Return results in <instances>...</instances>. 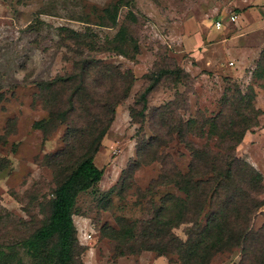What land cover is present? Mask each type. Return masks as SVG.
<instances>
[{"label": "rangeland", "instance_id": "rangeland-1", "mask_svg": "<svg viewBox=\"0 0 264 264\" xmlns=\"http://www.w3.org/2000/svg\"><path fill=\"white\" fill-rule=\"evenodd\" d=\"M263 46L260 0H0V250L10 253L4 264H36L22 241L45 224L55 187L87 153L85 134L109 117L92 158L101 177L74 197L70 264H179L172 254L146 249L160 250L169 236L184 240L219 202L241 200L235 180L217 176L209 186L220 187L217 197L210 200L208 188L181 209L176 199L185 201L184 193L166 181L173 167L186 171L190 151L181 136L196 150L227 152L210 128L218 117L236 122L238 111L256 113L258 125L232 153L261 174L264 201ZM160 70L172 73L157 80L141 110L136 97ZM158 215L180 222L159 227ZM263 223L261 206L248 227ZM129 224V240L105 234ZM248 238L245 264H263L264 231L258 241ZM236 240L208 264L237 263Z\"/></svg>", "mask_w": 264, "mask_h": 264}, {"label": "trees", "instance_id": "trees-1", "mask_svg": "<svg viewBox=\"0 0 264 264\" xmlns=\"http://www.w3.org/2000/svg\"><path fill=\"white\" fill-rule=\"evenodd\" d=\"M263 52L264 46L260 50V54ZM178 71L181 70L177 68ZM166 72L172 73L167 70L158 71L152 80L153 82L145 85L137 95L136 101L140 104L141 110L146 107L147 95L157 80ZM124 89L126 90V86ZM240 112L238 111L239 117L236 122H226L224 118L218 117L216 122L210 124V128H214V132H220V134H217L219 132L213 134L218 137L222 147L225 144L226 153L217 152L218 154H212L211 151H207L205 148L200 151L196 150L191 141H184L181 136L179 140L185 142L190 151L186 171L181 172L173 167L174 170L168 175L166 181L184 193L185 201L180 198L176 199L181 203L179 205L181 209L189 205L187 200L196 192L203 193L205 189H208L214 177L217 176H220L223 180H235L238 189L243 190L241 194H238L241 196V200L236 198L230 202H219L220 204L211 210L204 225L197 232L190 233L189 229L185 231L186 238L184 240L169 236L166 238V242L160 246V250L155 249V244L149 245L146 250H156L158 255L172 254L179 264H208L209 258L214 252L237 245V238L242 256L234 264H245V254L249 250V245L252 244L250 242L251 238L248 237L251 236L254 242L258 241L264 231V223L256 230L251 231L248 227L249 220L258 208L264 207V201L258 198L261 192V174L254 167L248 165L246 161L235 157L232 153V149L241 141L244 133L250 131L248 129L251 127L258 125L256 113L253 110H251L253 114L251 117H246L244 113ZM109 120L110 117L98 130L91 127L85 134L83 149L87 153L82 155V159L75 168L69 171L65 179L55 187L45 224L38 227L22 241V247L36 264H70L71 246L74 239V226L71 219L74 197L77 192L90 188L101 177L102 171L94 166L92 158ZM43 122L42 120L36 121L33 125L36 128H41ZM208 156H210V159L213 157L212 159L215 160L212 161L211 159V162H207ZM207 164L210 168L208 171L206 169ZM210 175L212 176L210 177ZM222 182L220 181V185ZM219 188L217 185H213L211 189L209 188L210 200H213L215 195L217 197ZM163 209L162 207L159 208V210ZM179 222L178 216L163 221V218L158 215V221L155 223L159 227L171 228ZM123 226L125 225H121L118 229L108 228L105 234L112 240L131 239L133 237V226L129 224L126 228H121ZM51 240L54 243L50 248H47L46 245ZM129 252L133 253L134 250ZM124 254V250L119 249L118 255ZM9 260L10 253H4L0 250V264L7 263Z\"/></svg>", "mask_w": 264, "mask_h": 264}, {"label": "built area", "instance_id": "built-area-1", "mask_svg": "<svg viewBox=\"0 0 264 264\" xmlns=\"http://www.w3.org/2000/svg\"><path fill=\"white\" fill-rule=\"evenodd\" d=\"M229 20H230V22L234 21L235 15H230ZM213 26L215 29H219L222 26V23L219 20H215V22L213 23Z\"/></svg>", "mask_w": 264, "mask_h": 264}, {"label": "crops", "instance_id": "crops-1", "mask_svg": "<svg viewBox=\"0 0 264 264\" xmlns=\"http://www.w3.org/2000/svg\"><path fill=\"white\" fill-rule=\"evenodd\" d=\"M263 4H264V0H260ZM235 18H236V15H235Z\"/></svg>", "mask_w": 264, "mask_h": 264}]
</instances>
